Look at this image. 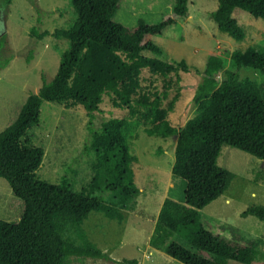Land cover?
I'll list each match as a JSON object with an SVG mask.
<instances>
[{
    "label": "trees",
    "instance_id": "obj_1",
    "mask_svg": "<svg viewBox=\"0 0 264 264\" xmlns=\"http://www.w3.org/2000/svg\"><path fill=\"white\" fill-rule=\"evenodd\" d=\"M68 1L74 22L41 34L68 41L53 79L29 94L0 132V177L23 205L19 219L0 220V264H71L72 256L116 261L86 240L80 227L93 211L120 220V210L138 193L132 169L136 156L127 140L139 126L148 135L176 137L171 173L184 181L181 201L163 200L149 244L182 264H253L259 252L242 231L200 210L221 196L234 177L217 164L223 145L264 160V94L253 79L240 77L242 69L264 75V46L232 50L227 69L226 59L211 53L199 69L184 59L163 60L164 51L152 41L184 20L187 0H174L170 13L155 23L138 18L133 26L114 20L121 0ZM217 1L210 17L237 41L245 33L232 16L235 8L264 21V0ZM220 71L224 77L218 82ZM181 73L201 79L193 89L195 113L177 127L169 115L184 89ZM104 97L127 115L91 131L96 161L88 189L73 191L64 178L59 184L41 180L37 170L44 150L29 145L26 137L39 123L42 103L82 108L90 131ZM97 191L109 192L112 200L105 201ZM240 216L264 221V206H248ZM67 226L78 229L82 245L63 237Z\"/></svg>",
    "mask_w": 264,
    "mask_h": 264
},
{
    "label": "rangeland",
    "instance_id": "obj_2",
    "mask_svg": "<svg viewBox=\"0 0 264 264\" xmlns=\"http://www.w3.org/2000/svg\"><path fill=\"white\" fill-rule=\"evenodd\" d=\"M173 3L174 0H121L114 20L127 26L135 25L138 18L155 23L170 13ZM217 4V0H187L184 20L162 35L152 36V41L165 53L163 60L184 59L189 65L203 69L208 55L214 53L226 59L227 69L232 50L264 46L262 19L235 8L232 16L245 33L244 39L237 41L220 31L210 17ZM74 20L75 13L68 0H0V132L15 119L26 97L37 92L43 81L48 83L53 79L60 56L68 45L66 39L50 34L41 36L42 32L66 28ZM181 75L184 89L169 115L177 127H182L194 115L193 89L201 79L190 73ZM223 77V71L215 75L218 82ZM240 77L253 79L264 94L263 74L242 69ZM126 115V111L112 108L104 97L89 131L82 108L65 109L61 104L44 101L39 123L26 137L29 145L44 150L37 176L52 184H59L64 178L73 191L88 189L96 161L91 131L99 132L103 121ZM175 143V136L148 135L144 126L129 132L127 144L136 156L132 169L138 193L120 210V220L93 211L80 227L86 240L117 261L72 256L71 264H132L123 262L124 259L135 260V264H182L148 245L163 200L168 196L180 201L183 196L184 181L171 173ZM217 164L231 171L234 177L224 193L201 209L200 214L238 227L243 238L251 241L259 252L253 264H264V221L254 216H240L248 206H264V163L251 154L223 145ZM94 194L105 201L112 200L109 192ZM22 209V202L0 177V220L15 221ZM74 228L67 226L63 237L82 245L85 240ZM227 264L243 263L228 261Z\"/></svg>",
    "mask_w": 264,
    "mask_h": 264
},
{
    "label": "crops",
    "instance_id": "obj_3",
    "mask_svg": "<svg viewBox=\"0 0 264 264\" xmlns=\"http://www.w3.org/2000/svg\"><path fill=\"white\" fill-rule=\"evenodd\" d=\"M175 146V145H174ZM171 179H173V178H171ZM168 197V196H167ZM175 200V199H174ZM177 201V200H176ZM181 201V200H180ZM161 205H162V203H161ZM161 205L159 206V208H158V212H157V216H158V213H159V210H160V208H161ZM154 230V229H153ZM153 233V232H152ZM152 235V234H151ZM151 235H150V237H151ZM150 237H149V239H150ZM148 245L150 246V247H152L150 244H149V240H148ZM152 248H155V247H152ZM155 249H157V248H155ZM104 252V251H103ZM106 253V252H105ZM113 259V258H112ZM114 260V259H113ZM117 261V260H116Z\"/></svg>",
    "mask_w": 264,
    "mask_h": 264
},
{
    "label": "water",
    "instance_id": "obj_4",
    "mask_svg": "<svg viewBox=\"0 0 264 264\" xmlns=\"http://www.w3.org/2000/svg\"><path fill=\"white\" fill-rule=\"evenodd\" d=\"M263 161V163H264V160H262Z\"/></svg>",
    "mask_w": 264,
    "mask_h": 264
}]
</instances>
